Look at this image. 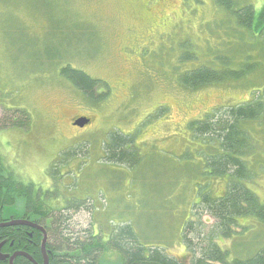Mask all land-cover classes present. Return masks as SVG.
I'll use <instances>...</instances> for the list:
<instances>
[{"label": "rangeland", "instance_id": "rangeland-1", "mask_svg": "<svg viewBox=\"0 0 264 264\" xmlns=\"http://www.w3.org/2000/svg\"><path fill=\"white\" fill-rule=\"evenodd\" d=\"M222 1L0 0V166L12 172L9 179L42 193L57 190L71 207L66 237L81 241L89 229L116 231L130 222L145 250L164 249L181 264L195 257L179 231L200 222L207 234L216 220L207 211L196 216L198 191L205 186L218 198L225 179L204 177L197 154L211 147L187 127L256 103L264 92V38L237 26ZM228 1L233 12L252 7L253 20L264 11V0ZM184 41L198 44L207 62L212 53L227 55L230 68L248 64L251 71L235 81L181 88L174 68ZM66 68L99 82L93 97L73 86ZM80 119L88 124L75 125ZM117 134L132 135L139 149L131 169L106 160L104 146ZM249 134L247 186L264 204V115ZM17 215L14 208L3 214ZM235 226L232 238L214 241L229 260L264 246L263 224L240 218ZM96 264L127 262L113 248Z\"/></svg>", "mask_w": 264, "mask_h": 264}, {"label": "trees", "instance_id": "trees-1", "mask_svg": "<svg viewBox=\"0 0 264 264\" xmlns=\"http://www.w3.org/2000/svg\"><path fill=\"white\" fill-rule=\"evenodd\" d=\"M222 3L227 4L225 10L232 12L230 16L233 17L232 20H235L237 26L249 32L256 31L260 37L264 38V11L260 12L259 17L253 20L252 7L233 12L230 8V1L225 0ZM196 45L198 44L189 41L177 43L178 55L175 60L174 73L181 88L193 91L206 85L235 81L251 71L252 67H249L248 64L240 70L230 68L232 59L227 55L212 53V60L207 62V58L203 59L201 55L197 54ZM185 64L190 65L191 68L185 70L183 68ZM214 66H218V69ZM63 74L74 87L83 91L90 98L93 97L94 89L99 85L98 81L80 71L69 68L64 69ZM258 95L261 99H254L253 102L256 103L251 101L241 106L226 108L220 113L210 115V118L207 117L200 123H192L187 127L191 130L192 138L202 140L205 145L211 147L207 152L197 154L202 160L204 177L225 179V188L218 198L210 196L206 192L205 186L198 191L199 203L195 204L196 216L207 211L216 220V223L209 227L207 234H203L205 224L200 222L193 225L186 223L179 231V236L186 244L187 250L195 256L189 264H264V246L247 259L229 260L228 255L222 253L223 251L214 243L219 237L232 238L235 235V225L240 218H253L264 225V204L258 202L253 191L247 186L252 166L246 157L253 149L249 131L264 115V101H261L264 92H260ZM136 150L139 149L133 144L132 135H110L104 146L107 161H112L128 169H131L132 165L137 162L134 160L137 158ZM188 156V154H183L184 158ZM188 159L197 160L194 157L192 159L188 157ZM184 160L182 162L188 161ZM66 221L67 219H64L65 233L68 231ZM104 228L105 230H103ZM100 229H98L97 235L88 233L81 243L77 241L71 243V238L66 237L64 242L70 250V255L79 257V260L84 264H92L93 257L85 256L84 252L87 250L85 248H101L103 246L102 236L106 234L108 246L120 251L125 256L127 264H181L178 260L165 254L164 249L145 250L139 244L138 236L132 232L133 227L130 222L116 231H112L108 225L107 227L101 226Z\"/></svg>", "mask_w": 264, "mask_h": 264}, {"label": "flooded vegetation", "instance_id": "flooded-vegetation-1", "mask_svg": "<svg viewBox=\"0 0 264 264\" xmlns=\"http://www.w3.org/2000/svg\"><path fill=\"white\" fill-rule=\"evenodd\" d=\"M6 172L9 176L12 173L0 166V264H84L79 257L70 255L64 242L67 235L64 219L69 217L66 214L71 208H67L65 199L56 193V189L51 195L49 190L42 193L40 186L23 179H9ZM32 185L37 187L36 191L31 189ZM7 208H14L18 215L12 219L4 218ZM97 232L88 230L90 235H97ZM76 241L81 243L83 240L73 237L71 242ZM107 242L104 235L101 248H85V256L93 257L92 264H96L98 254L112 250Z\"/></svg>", "mask_w": 264, "mask_h": 264}, {"label": "water", "instance_id": "water-1", "mask_svg": "<svg viewBox=\"0 0 264 264\" xmlns=\"http://www.w3.org/2000/svg\"><path fill=\"white\" fill-rule=\"evenodd\" d=\"M86 124H88V120L87 119H80L77 122H75V125H77L79 127H83Z\"/></svg>", "mask_w": 264, "mask_h": 264}]
</instances>
